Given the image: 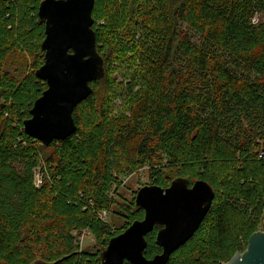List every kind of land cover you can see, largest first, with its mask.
Here are the masks:
<instances>
[{
	"label": "trees",
	"instance_id": "16d2710c",
	"mask_svg": "<svg viewBox=\"0 0 264 264\" xmlns=\"http://www.w3.org/2000/svg\"><path fill=\"white\" fill-rule=\"evenodd\" d=\"M41 1L0 0V264H99L110 238L144 216L135 203L142 216L117 232L101 219L114 184L149 167L162 186L164 158L216 192L167 264H225L245 250L264 228V0H95L106 75L74 109L76 131L48 146L23 129L47 88L35 74L44 62ZM121 44L132 47V72L115 112ZM159 227L146 236L147 257L162 250ZM87 228L105 245L93 263L77 238Z\"/></svg>",
	"mask_w": 264,
	"mask_h": 264
},
{
	"label": "water",
	"instance_id": "95a60500",
	"mask_svg": "<svg viewBox=\"0 0 264 264\" xmlns=\"http://www.w3.org/2000/svg\"><path fill=\"white\" fill-rule=\"evenodd\" d=\"M95 0H42L39 18L45 23L41 43L44 62L36 70L47 88L39 96L24 132L48 146L76 131V106L92 92L93 81L106 75L105 59L99 52L92 11ZM151 194V195H149ZM216 192L212 184L184 177L169 186L146 184L135 197L144 210L124 231L113 236L101 252L99 264H167L171 255L198 230L210 211ZM160 226L156 243L161 252L147 257V234ZM225 264H264V228L249 237L247 247L237 251Z\"/></svg>",
	"mask_w": 264,
	"mask_h": 264
},
{
	"label": "rangeland",
	"instance_id": "374dc122",
	"mask_svg": "<svg viewBox=\"0 0 264 264\" xmlns=\"http://www.w3.org/2000/svg\"><path fill=\"white\" fill-rule=\"evenodd\" d=\"M105 22L106 19L101 18V20H99L101 25H104ZM125 24L122 25L123 29L126 28ZM134 29L139 31L136 27L129 30ZM121 45L123 46L120 50L121 57L115 59L112 71V76L114 78V90H116V94L112 97L111 103L114 108L113 111L115 112L124 108V94L129 82L131 81L132 72V61L129 59L132 47L124 46L123 44ZM104 90L105 87L102 85L98 91L100 93H104ZM180 167L172 165L169 160L164 158L162 160L161 167L157 169L158 173L156 176L159 178V184L164 187L169 186L172 179L178 175L186 176L190 181H194L199 177L198 173L196 171L192 172L188 166L186 167L180 163ZM154 182L155 176L150 171L149 167H144L142 169H137L134 172H130L124 177V179H122L121 182H116L114 184V187L117 188L114 191V194H112L114 202L112 203L107 216L103 218L101 217V219L109 221L114 232L122 231L132 218L142 216V212L135 208V197L138 190L142 186L152 184ZM214 184L217 186L219 183L215 180ZM104 246L105 245L102 240L96 236V234L90 232L86 236L82 248L83 250H87L91 253L93 263V261L97 259L98 253L104 248ZM216 263L219 264L221 261H217Z\"/></svg>",
	"mask_w": 264,
	"mask_h": 264
},
{
	"label": "built area",
	"instance_id": "2783aa9c",
	"mask_svg": "<svg viewBox=\"0 0 264 264\" xmlns=\"http://www.w3.org/2000/svg\"><path fill=\"white\" fill-rule=\"evenodd\" d=\"M42 182H43V178H42V175L38 172V174H37V177H36V185L38 186V187H40L41 185H42ZM107 214H108V212L107 211H102L101 213H100V217H106L107 216ZM91 231H90V229H84V230H82V231H80V232H77V238H78V243H79V245H80V247L82 248L83 247V244H84V240H85V238H86V236L90 233Z\"/></svg>",
	"mask_w": 264,
	"mask_h": 264
},
{
	"label": "snow or ice",
	"instance_id": "6c2138e0",
	"mask_svg": "<svg viewBox=\"0 0 264 264\" xmlns=\"http://www.w3.org/2000/svg\"><path fill=\"white\" fill-rule=\"evenodd\" d=\"M149 195H151V194H149Z\"/></svg>",
	"mask_w": 264,
	"mask_h": 264
}]
</instances>
